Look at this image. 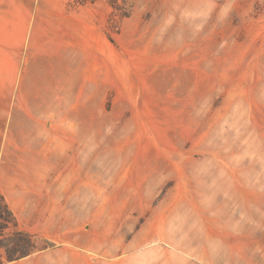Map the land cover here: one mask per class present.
Wrapping results in <instances>:
<instances>
[{"label": "rangeland", "instance_id": "rangeland-1", "mask_svg": "<svg viewBox=\"0 0 264 264\" xmlns=\"http://www.w3.org/2000/svg\"><path fill=\"white\" fill-rule=\"evenodd\" d=\"M72 1L96 20L78 114L47 137L0 122V190L23 184L8 199L34 255L264 264V0ZM231 228L243 245L217 258Z\"/></svg>", "mask_w": 264, "mask_h": 264}, {"label": "crops", "instance_id": "crops-1", "mask_svg": "<svg viewBox=\"0 0 264 264\" xmlns=\"http://www.w3.org/2000/svg\"><path fill=\"white\" fill-rule=\"evenodd\" d=\"M72 3V0H0V122L7 121L9 125L17 118L45 122L47 137L46 122L73 120L74 110L78 114L75 106L80 104L81 63L85 66L94 55L96 20L93 5ZM23 188L19 184L0 190L14 213L16 209L8 199L10 189L23 191ZM26 192L33 195L32 189ZM252 228L248 230L247 247L252 244L254 248L256 238ZM222 241L231 250L218 254L217 258L223 260L234 258L235 250L243 245L236 228H231L229 243L228 237L226 240L222 237ZM38 262L41 264V257L32 253L10 264Z\"/></svg>", "mask_w": 264, "mask_h": 264}, {"label": "trees", "instance_id": "trees-1", "mask_svg": "<svg viewBox=\"0 0 264 264\" xmlns=\"http://www.w3.org/2000/svg\"><path fill=\"white\" fill-rule=\"evenodd\" d=\"M40 249L34 235L19 228L14 212L0 192V264H10Z\"/></svg>", "mask_w": 264, "mask_h": 264}]
</instances>
